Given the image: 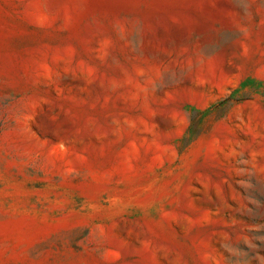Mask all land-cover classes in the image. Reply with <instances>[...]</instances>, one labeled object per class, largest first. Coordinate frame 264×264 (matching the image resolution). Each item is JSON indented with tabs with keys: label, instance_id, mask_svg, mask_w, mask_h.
I'll list each match as a JSON object with an SVG mask.
<instances>
[{
	"label": "rangeland",
	"instance_id": "rangeland-1",
	"mask_svg": "<svg viewBox=\"0 0 264 264\" xmlns=\"http://www.w3.org/2000/svg\"><path fill=\"white\" fill-rule=\"evenodd\" d=\"M0 264H264V0H0Z\"/></svg>",
	"mask_w": 264,
	"mask_h": 264
}]
</instances>
